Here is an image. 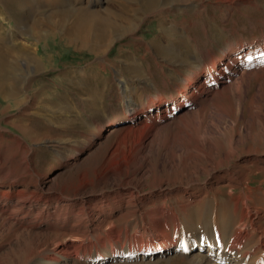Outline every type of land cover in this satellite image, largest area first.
Instances as JSON below:
<instances>
[{"label": "rangeland", "instance_id": "1", "mask_svg": "<svg viewBox=\"0 0 264 264\" xmlns=\"http://www.w3.org/2000/svg\"><path fill=\"white\" fill-rule=\"evenodd\" d=\"M30 1L32 12L26 13L13 0H0L2 45L11 52L3 80L13 85L9 97L6 87L0 91V264H39L55 244L71 239L76 248L63 264H189L190 239L213 226L205 210L217 209L219 225L229 226L230 233L238 220L230 190L216 194L209 188L224 187L232 170L234 196L242 189L236 180L241 173L253 175L252 187L264 181L262 166L236 167L248 156L264 158V63L233 65L216 82L206 70L220 58V72L227 63L222 53L230 47H262L264 0H157L134 32L87 44L80 41L86 26L65 16L69 0ZM140 1L75 0V5L127 12L139 9ZM54 11L55 30L42 24L39 37L33 36L32 23H45ZM154 11L164 15L163 23L177 26L169 42ZM130 63L140 68L142 79L127 69ZM198 69L201 76L182 92L185 84L176 74L189 78ZM240 79L238 87L224 90ZM122 82L130 89L125 94ZM205 82V92L191 99ZM182 94L190 98L187 104L154 123ZM152 95L161 101L143 116L125 115L128 98L141 111ZM146 123L155 129L139 143L129 130ZM207 155L215 162L232 158L205 176ZM214 177L222 180L211 185ZM251 192L263 230L262 192ZM219 233L220 247L201 253L213 264H231V251L222 258L230 233ZM257 233L244 251L257 246ZM166 238L175 239L168 252L162 247ZM136 240L150 242L152 253L124 255Z\"/></svg>", "mask_w": 264, "mask_h": 264}, {"label": "bare ground", "instance_id": "2", "mask_svg": "<svg viewBox=\"0 0 264 264\" xmlns=\"http://www.w3.org/2000/svg\"><path fill=\"white\" fill-rule=\"evenodd\" d=\"M40 2H43L44 0H38ZM56 1V0H55ZM157 0H141L140 3H138L139 9H129L127 12H116V11H111V10H104V12L100 13L98 11H88L84 8L76 7L75 5V0H69L68 3L66 4L65 7V16L70 17L74 16L76 19L79 18L80 23L82 26H86V32L85 36H82V39H80L82 44H85L87 40L91 41H98V40H108L112 41L114 39H118L122 35L130 34L131 32H134L136 28L142 23L143 20H145L146 15L149 11H152L155 2ZM14 5L21 11L25 10L24 12H32V7H31V1L30 0H13ZM101 2L100 0H94L95 5H99ZM38 4V2H37ZM164 6L168 5L166 1H163ZM159 11V10H158ZM63 13V12H62ZM57 12L54 11L52 14H50L46 21L44 20L45 23H43V19L40 21H34L31 25L32 28V35L39 37V31L38 29L40 28V25L46 24L49 29H54L56 28L57 24L53 22L50 19V16L56 15ZM64 14V13H63ZM151 16H158V18H161V22L159 23L160 25V32L162 33L163 39L167 42H169V38L173 37V32L174 29L177 28V26L174 25H169L163 23V17L161 13H158L157 11L151 12ZM63 21V20H62ZM59 22V21H58ZM59 24V23H58ZM61 24V23H60ZM60 24L58 26H60ZM44 28V26L42 27ZM23 31L26 30L25 26L22 27ZM161 36V37H162ZM164 41V42H165ZM4 42V37L1 36L0 33V91H5L6 96H10L12 91H13V85L11 83H7L5 80L8 77V73L10 70V66L6 64L5 62V57L10 55L11 52H9V49H5L2 43ZM166 42V43H167ZM264 42V41H263ZM94 43V42H93ZM87 44V43H86ZM96 44V43H94ZM164 44V43H163ZM262 44V43H261ZM167 45V44H166ZM257 47V46H255ZM252 47H248L247 45L240 44L235 47H230L226 51H224L222 54L223 59L222 60H227V63L223 67V69L217 73L216 67L220 62V58L217 60H212L210 61L209 65L207 66L206 70L209 76L215 75L213 77V81L216 82L218 79H221L224 77V74L230 69H232L233 65L240 64V67H245L249 66L252 64H257V63H264V44L262 47H258L257 49L254 48V50H250ZM23 52L25 53L26 47L22 48ZM25 49V50H24ZM160 54L163 55L162 58H166V53L163 54V51H160ZM30 55V54H29ZM26 57V56H25ZM168 57V56H167ZM228 58V59H227ZM27 59V57H26ZM29 60H33L32 56L28 57ZM35 60V59H34ZM168 63H172L174 59L169 58L166 59ZM181 61V60H180ZM12 69V68H11ZM127 69L136 75V78L142 79L143 75L141 74L142 72L140 71V68L135 65V63H130L127 65ZM201 69H198L196 72H191L192 76L189 78L188 77H183L180 74H176L175 78H182L183 83L185 84L184 89L181 90L182 92H185V88L191 86L193 82L197 80L198 77L201 76L199 73ZM259 72H263V70L257 71V74ZM128 73V71H127ZM215 73V74H213ZM200 74V75H199ZM124 78V77H123ZM243 78V75H242ZM239 81V80H238ZM241 82V79L239 82L236 84H232L229 87H226L224 90H230L234 89L239 86ZM209 82H205L198 88L197 92L195 94H192L190 96L191 99H195L197 93H204L205 89L207 87V84ZM6 89L4 90V88ZM121 94H125L130 90L127 86L126 83L122 82L120 86ZM157 90V89H156ZM224 91V92H225ZM3 93V94H4ZM158 93V90H157ZM3 96V95H2ZM5 97V96H4ZM139 98V97H138ZM137 98V99H138ZM186 95L183 96L182 94V100L179 101V103H175L171 107L170 110L165 111L162 113L160 116H157V119L155 122H158L161 119L166 118L169 114L173 112L174 109L180 108L184 104H187L189 99ZM161 98L158 95H152L150 99L145 101V108L142 109L141 111H135V105L136 102L134 98H128L122 107L124 109L125 115H128L130 118H138L140 116L144 115V112L150 110V108L156 104L157 102H160ZM175 107V108H174ZM203 113V112H202ZM107 120H104L102 123H105ZM116 121V120H115ZM112 123V122H111ZM154 123H146L144 125L138 126L134 130H129V132L135 134L138 136L139 143H142L144 140H146L150 134L154 131L155 129V124ZM212 155V154H211ZM224 158L225 161L231 159L232 157L225 156ZM210 165L209 169L204 171L205 176H210L222 163L224 160L215 162L213 158H211L210 155H207L205 158ZM236 167L240 169L241 171H245L246 165L253 166H262L260 169L264 171L263 164H264V158L259 159L257 157H246L243 160H238L236 163ZM233 171V170H232ZM228 172V175L231 178H227L228 182L224 187H220L219 189L215 188H209V191H215L216 194L220 193L223 189H229V195L232 198V204L234 205L235 208V215L237 217V222L236 226L232 228V231L230 233L231 228L229 229V226L220 224L217 221V209L216 210H209L208 212L205 210L206 213H204V218L206 221L212 220L213 221V226L211 229L204 228L198 238L195 239H190L189 241V253H190V258H189V264H213L211 260L209 259V255L207 254H202V251H205V249L211 250L214 247H220V231L221 233L225 235V237L230 233V236H227V244H225L224 247V253L222 254V258L227 259L226 257L229 256V252L231 251L230 255V263L231 264H264V229L261 230V227L257 224L259 217L257 215H260V210L257 209V207H252V196L253 192L252 190H258L261 191V197L263 201L264 199V190L261 188V185L264 183V181L259 182V186L257 188L252 187L251 183L255 182L253 179L252 174H242L240 178H236V180L239 182V185L242 187V189L238 192L237 195L234 196V189L235 187H231V183L233 182V172ZM227 170L224 172L226 173ZM259 173V172H258ZM258 173L256 175H258ZM239 174V173H238ZM243 175V176H242ZM222 180V177H214L212 179V182L210 183L211 185L215 182H219ZM237 182V183H238ZM236 184V183H235ZM257 192V191H256ZM260 198V197H259ZM131 199V198H130ZM215 204H219L218 198L215 197ZM253 204V203H252ZM262 204V203H261ZM14 205V204H13ZM13 207V206H12ZM14 207L19 210H24L23 204H16ZM13 207V209H14ZM11 208V207H10ZM216 208V207H215ZM2 212V211H1ZM16 212V211H15ZM263 214L264 211L262 210ZM12 213V212H11ZM13 214V213H12ZM262 214V215H263ZM264 217V216H263ZM234 218V217H233ZM264 219V218H263ZM233 227V226H232ZM222 229V230H221ZM206 230V231H205ZM257 231L258 237H257V246L250 250L251 252H246L243 249V246L245 245L246 242L253 236V234ZM252 232H254L252 234ZM224 241V239L222 238ZM75 242L76 240L71 239L67 243H57L53 247L52 255L48 257L45 261L42 260L40 261L39 264H63L68 262L69 257L72 256L73 251L75 250ZM78 245V244H77ZM76 245V246H77ZM163 251L168 252L172 250L175 247V239H169L166 238L163 240ZM78 249V247H77ZM76 249V250H77ZM154 249V246H150V242L148 241H139L136 240L133 243V246L131 248H128L125 252L124 255L131 257L133 256H144V255H149L152 253ZM196 250H198L196 252ZM101 257V256H100ZM99 258V257H97ZM223 259V260H224ZM229 259V258H228ZM174 260L173 258H167V261H172Z\"/></svg>", "mask_w": 264, "mask_h": 264}, {"label": "snow or ice", "instance_id": "3", "mask_svg": "<svg viewBox=\"0 0 264 264\" xmlns=\"http://www.w3.org/2000/svg\"><path fill=\"white\" fill-rule=\"evenodd\" d=\"M262 55H264V54H262ZM182 247H184V246L182 245ZM184 250H185V251H187V248H186V247H184Z\"/></svg>", "mask_w": 264, "mask_h": 264}]
</instances>
